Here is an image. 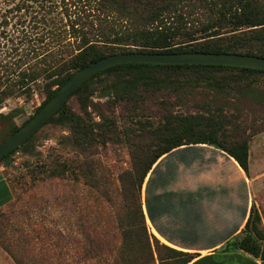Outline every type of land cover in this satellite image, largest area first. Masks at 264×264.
Returning a JSON list of instances; mask_svg holds the SVG:
<instances>
[{
  "label": "trees",
  "instance_id": "obj_1",
  "mask_svg": "<svg viewBox=\"0 0 264 264\" xmlns=\"http://www.w3.org/2000/svg\"><path fill=\"white\" fill-rule=\"evenodd\" d=\"M132 52L264 58V0H18L8 8L0 7V109L10 99L28 100L36 92L43 94L44 101L22 127L76 72L103 58ZM222 72L264 74L261 70L215 65H116L87 80L42 126L53 124L67 130L68 136L60 143L70 145L79 155L108 144H125L130 149L131 167L122 181L127 205L116 212L120 244L113 254H106V264H156V260L158 264H190L198 258L199 254L166 246L149 232L141 201L144 182L160 158L190 145H208L225 152L248 176L250 135H225L214 119L198 113L156 122L131 115L120 118L110 110L98 114L96 121L88 111L93 89L109 83L108 94L116 93L114 107L119 104L129 113L131 108L142 109L146 93L182 92L188 98L198 88L222 91V85L211 76ZM183 74L191 77L178 82ZM199 81L206 84L201 86ZM71 98L77 101L79 113L69 107ZM258 99L264 103V96ZM207 110L210 112L209 106ZM0 117L12 119L10 114ZM20 127L11 126L0 144ZM41 128L1 158L0 165L33 141ZM84 160L72 166L57 161L42 171L50 177L71 173L77 180L83 178L92 192L105 193L109 185L97 179L96 167ZM220 251L241 253L264 264V218L254 205L241 233ZM88 255L100 264L98 252Z\"/></svg>",
  "mask_w": 264,
  "mask_h": 264
},
{
  "label": "rangeland",
  "instance_id": "obj_2",
  "mask_svg": "<svg viewBox=\"0 0 264 264\" xmlns=\"http://www.w3.org/2000/svg\"><path fill=\"white\" fill-rule=\"evenodd\" d=\"M17 2L0 0V7L8 8ZM7 30H11V26ZM211 76L222 85V91L198 88L196 94L188 98L182 92L179 95L146 93L142 109L133 111L131 108L129 113L119 104L114 107L116 93L108 94L109 83H101L93 89L88 111L96 121L99 120L98 114L110 110L120 118L131 115L156 122L169 116L196 113L211 117L225 135H250V164L255 176L264 174V103L258 99V96H264V74L222 72ZM190 77L183 74L177 80L184 82ZM199 84L206 83L199 81ZM43 101L44 95L37 92L28 100L24 97L8 100L0 109V115L10 114L12 119L0 117V142L10 133L11 126L20 127ZM68 105L76 113L81 111L75 98H71ZM65 136H68L67 130L47 124L33 141L0 165L13 192L12 202L0 210V247L19 264H95L97 261L88 255L91 251L101 256L100 264H103L102 260L106 264V254H113L114 248L120 244L116 212L123 211L127 205L123 201L122 181L131 167L129 147L108 144L90 150L92 155H79L70 145H61ZM77 160L96 167V178L109 185L105 193L92 192L83 178L77 180L71 173L64 177H50L42 171L43 167L57 161L72 166ZM143 189L144 185L141 201ZM260 192L264 198V187ZM0 194L1 202L7 199L2 198L6 190ZM261 206L264 208V204ZM262 213L264 218V211Z\"/></svg>",
  "mask_w": 264,
  "mask_h": 264
},
{
  "label": "crops",
  "instance_id": "obj_3",
  "mask_svg": "<svg viewBox=\"0 0 264 264\" xmlns=\"http://www.w3.org/2000/svg\"><path fill=\"white\" fill-rule=\"evenodd\" d=\"M248 176L225 152L208 145L180 147L164 155L148 174L143 189L146 225L161 243L199 254L190 264H261L241 253L220 249L243 230L254 207L263 216L262 173ZM254 173V175L252 174ZM12 200L0 166V191ZM1 195V194H0ZM0 264H16L0 247Z\"/></svg>",
  "mask_w": 264,
  "mask_h": 264
},
{
  "label": "water",
  "instance_id": "obj_4",
  "mask_svg": "<svg viewBox=\"0 0 264 264\" xmlns=\"http://www.w3.org/2000/svg\"><path fill=\"white\" fill-rule=\"evenodd\" d=\"M215 65L264 71V58L215 53H142L132 52L103 58L76 72L56 95L15 134L0 144V159L18 148L41 128L87 80L110 67L121 64Z\"/></svg>",
  "mask_w": 264,
  "mask_h": 264
}]
</instances>
